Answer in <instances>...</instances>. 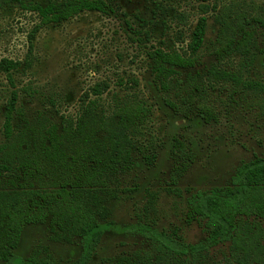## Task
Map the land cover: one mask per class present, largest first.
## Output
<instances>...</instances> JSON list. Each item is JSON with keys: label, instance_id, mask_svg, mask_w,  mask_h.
Segmentation results:
<instances>
[{"label": "rangeland", "instance_id": "374dc122", "mask_svg": "<svg viewBox=\"0 0 264 264\" xmlns=\"http://www.w3.org/2000/svg\"><path fill=\"white\" fill-rule=\"evenodd\" d=\"M34 1L46 5L54 0ZM104 1L112 7L108 14L86 11L39 29L33 41L32 66L12 72L19 106L29 118L38 111H45L56 122H61L62 117L76 118L81 98H98L109 114L135 96L149 109L142 150L135 155L138 166L120 178L119 186H112L118 192V198L109 205L113 229L104 237L93 264H113L121 257L133 259L148 249L144 235L133 232L138 222L162 230L179 229L190 244L203 242L206 233L202 226L186 220V195L177 197L170 189L206 191L225 186L242 163L264 158L262 98L243 93V88L233 83L212 81L208 75L210 68L217 67L243 79L264 82V33L252 20L264 15V0ZM243 12L247 17L238 21L246 29L257 28L263 50L257 53L253 65L243 53L224 55L221 51L222 25L218 18L226 14L234 19ZM202 18L206 19V34L198 46L194 33ZM39 23L35 13L0 8V64L6 60L25 62L29 36ZM152 47L196 55L198 62L193 69L182 70L172 81V88L165 91L152 73L147 54ZM189 74L202 85L203 99L217 113V122H204L197 104L187 108L181 100L191 86ZM133 80H137L136 85ZM27 87L33 89V96L26 94ZM13 90L0 69V143L4 140L5 106ZM168 102L180 105L181 112L172 110ZM175 138L184 141L195 155L188 171L176 183V159L171 154ZM150 151L157 153L153 166L142 160L143 154ZM153 199L154 209L146 211ZM46 253L58 264H70L81 257L82 249L79 239L55 240L47 224L26 227L15 254L26 259ZM209 254L206 264H237L242 258L238 254L231 259L233 262L226 261L230 257L227 247ZM256 259L255 264H262L264 251Z\"/></svg>", "mask_w": 264, "mask_h": 264}, {"label": "trees", "instance_id": "16d2710c", "mask_svg": "<svg viewBox=\"0 0 264 264\" xmlns=\"http://www.w3.org/2000/svg\"><path fill=\"white\" fill-rule=\"evenodd\" d=\"M5 7L35 13L40 23L29 36L30 50L25 62L6 60L0 64L14 87L5 106L4 140L0 143V262L58 264L49 253L26 259L15 254L26 227L47 224L57 241L79 239L81 257L70 264H93L104 237L113 229L109 205L118 198V192L112 186H119L120 178L138 166L135 155L142 150L140 143L145 136L149 109L135 96L118 104L109 114L98 98H81L76 118L62 117L61 122H56L45 111L29 118L19 106L12 72L32 66L31 53L38 30L86 11L108 14L112 7L104 0H54L46 5L34 0H0V8ZM224 16L218 18L222 25V53H243L253 65L257 53L263 52L257 28L246 29L238 21L247 17L245 12L234 19ZM252 20L264 33V15ZM200 21L194 33L198 46L206 34V19ZM147 54L152 73L165 91L172 88V81L182 70L193 69L198 62L196 55L161 48L152 47ZM208 75L212 81L233 83L243 88V93L264 101V82L260 79H243L217 67L210 68ZM188 78L191 86L181 100L187 108L197 104L198 115L204 122H217V113L203 99L202 85L196 83L194 76L189 74ZM133 82L137 84V80ZM24 91L28 96L34 94L31 87ZM168 105L181 112L177 103ZM156 154H143V163L153 166ZM171 154L176 159V183L188 171L195 155L178 138L173 140ZM170 191L180 198L186 195V220L202 226L206 233L203 242L190 244L179 229L162 230L138 222L133 232L144 235L148 249L137 253L136 258L121 257L113 264H169L170 260L173 264H206L209 253L222 247L228 248L229 263L238 254L242 258L237 264L258 263L256 258L264 251V158L242 163L225 186L206 191L175 187ZM148 206L151 208L146 211L154 209V199Z\"/></svg>", "mask_w": 264, "mask_h": 264}]
</instances>
